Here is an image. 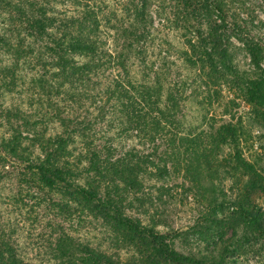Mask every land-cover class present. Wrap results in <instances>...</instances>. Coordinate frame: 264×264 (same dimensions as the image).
Returning <instances> with one entry per match:
<instances>
[{"label": "trees", "instance_id": "obj_1", "mask_svg": "<svg viewBox=\"0 0 264 264\" xmlns=\"http://www.w3.org/2000/svg\"><path fill=\"white\" fill-rule=\"evenodd\" d=\"M174 2L181 15L178 21L188 31L183 60L189 66H206L207 84L223 81L227 73L236 79L231 39L242 43L251 63H261L263 50L247 24L229 20V8L235 3L245 8L244 0ZM129 3L133 19H118L115 29L130 34L117 35L124 44L116 45L119 51L113 54L102 39L110 19L103 17L94 0H0V183L14 185L11 199L16 205L39 195L43 203L48 200L49 209L64 215L73 216L72 207L87 212L113 229L119 244L138 252L137 259L121 261L62 234L58 240L65 237L62 250L67 252L68 247L73 254L82 246L86 264H238L245 241L264 233V221L250 211L240 208L220 218L213 214L215 220L207 221L210 227L197 225L210 244L197 255L175 251L155 227L144 226L125 212L136 174L126 165L129 154L114 157L113 147L104 151L97 141L99 131L92 127L96 118L118 115L125 132L159 134L175 127L178 112L173 99L162 103L157 82L138 83L130 75L128 60L143 35L140 24L147 19L149 0ZM124 12L123 7L119 18ZM111 68L115 74H109ZM236 86L264 116V71L261 78ZM173 94L180 91L173 87ZM83 110H91L95 119L84 118ZM224 129L213 137L222 144L224 135H234ZM208 151L195 148L196 162L210 159ZM234 160L245 168L239 155ZM239 228L245 232L241 240ZM0 231V264H28L18 254L13 233L6 236L2 226Z\"/></svg>", "mask_w": 264, "mask_h": 264}, {"label": "rangeland", "instance_id": "obj_2", "mask_svg": "<svg viewBox=\"0 0 264 264\" xmlns=\"http://www.w3.org/2000/svg\"><path fill=\"white\" fill-rule=\"evenodd\" d=\"M129 2L94 0L102 8L103 17L110 19L102 30V39L113 54L119 51L116 45L124 44L123 35L129 33L122 35L115 29L118 19H133L134 8ZM244 4L245 8L237 3L229 8V20L247 24L249 34L263 50L261 63H251L242 43L231 39L236 82L227 73L223 81L207 84L208 68L189 66L183 60V53L188 52V31L178 21L181 15L174 0H149L145 26L140 24L143 35L136 53L130 55L128 69L138 83L157 82L162 103L166 99L177 103L175 127L159 134L125 132L118 115H102L91 125L99 131L97 141L106 148L104 151L113 147L114 157L129 154L126 165L134 170L136 179L130 186L134 190L124 202L126 214L144 226L155 227L175 251L184 255H197L210 248L208 238L195 227H210L207 221L215 218L213 214L228 217L243 208L264 221V116L236 86L261 78L264 71V1L244 0ZM123 7L125 17L119 18ZM115 73L111 68L109 74ZM173 87L180 91L176 97ZM90 113L83 110L80 114L95 119ZM220 127L230 135L234 133L233 137L223 136L225 144L213 138ZM195 148L209 150L210 159L196 162ZM235 155L240 156L245 168L237 166ZM15 192L11 182L0 183V227L6 236L13 233L18 254L28 264H86L82 246L73 254L68 247L67 252L62 250L65 237L58 242L62 234L121 261L138 258L135 248L119 244V235L87 212H74L72 207L74 215H64L52 206L49 209L48 200L43 203L39 195L23 198V204L16 205L11 199ZM238 235L239 240L245 235L242 228ZM240 255L238 264H264V233L245 241Z\"/></svg>", "mask_w": 264, "mask_h": 264}]
</instances>
